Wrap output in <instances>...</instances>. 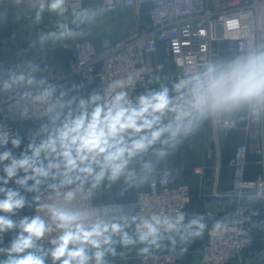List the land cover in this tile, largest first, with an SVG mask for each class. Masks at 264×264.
<instances>
[{
  "label": "clouds",
  "instance_id": "clouds-1",
  "mask_svg": "<svg viewBox=\"0 0 264 264\" xmlns=\"http://www.w3.org/2000/svg\"><path fill=\"white\" fill-rule=\"evenodd\" d=\"M68 4L69 0H40L37 21L45 9L59 18L54 31L40 34L42 46L76 39L83 35V27L92 24L100 14L96 8L83 6L70 11ZM28 67V72L8 69L7 77L0 78V91L28 88L22 98L47 103L46 114L52 127L42 126L41 132L46 133V138L39 143L33 139L19 158L11 150L0 153V163L9 161L3 168L5 176L0 177V184L7 185L20 171L25 175L15 183L27 191L36 190L49 177L60 178L58 184L50 185L58 195L59 188L79 183L75 189L63 193L62 201L38 206L37 211L46 212L49 219L41 215L26 216L18 223L11 215L25 207V197L18 190L0 187L3 196L0 213H4L0 214V233L19 229L10 247L0 249L7 253V259L0 264H45V255L59 264H91L93 260L95 264H105L106 254L115 255L112 247L115 243L125 247L136 243L159 247L166 238L176 244L175 236H165L166 233H174L185 244L203 234L206 228L203 216L187 223L183 212L174 216L152 214L139 220L136 216L131 220L120 216L116 220L106 218L107 213L97 209H76L68 205L89 180L92 188L98 187L105 178L116 181L124 176L134 180L136 173L129 168L134 159L149 150L164 158L168 149H175L183 137L209 116H220L244 106L254 110L264 108V44H257L243 56L209 62L202 72L175 83V96L169 94L168 87H162L135 100L126 91L133 83L131 76L127 80L112 81L103 95L93 92L76 102L75 99L64 101L66 93L62 92L59 98L53 99L55 86H45V80L36 79L33 75L36 65ZM33 88L37 89L35 95ZM74 103L75 110L71 107ZM65 108H68L66 114ZM9 140L10 134L0 130V147ZM10 142L13 148H18L21 139L11 138ZM157 144L159 148L155 147ZM153 167L152 161H147L142 164V171L150 173ZM29 181L34 183L30 186ZM130 223L136 225L135 238L125 231ZM219 227L217 222L216 228ZM54 231L59 235L51 239L53 247L43 252L37 241ZM116 235L119 241L113 239ZM32 249L37 251H29ZM89 249H94L91 255ZM148 250V247L141 249Z\"/></svg>",
  "mask_w": 264,
  "mask_h": 264
},
{
  "label": "built area",
  "instance_id": "built-area-1",
  "mask_svg": "<svg viewBox=\"0 0 264 264\" xmlns=\"http://www.w3.org/2000/svg\"><path fill=\"white\" fill-rule=\"evenodd\" d=\"M17 1L22 3V0ZM29 1L39 8L40 0ZM1 6L0 0V14ZM82 6L109 12L135 9L136 22L127 35L116 40L77 37L55 46L51 43L42 46L40 34L54 31L59 18L45 9L49 13H44L37 21V12L28 11L19 25L0 36V78L7 77L8 69L28 72L29 64L36 65L33 75L37 80H45V86H55V99L60 86L73 78L90 86L92 92L103 95L112 81L127 80L131 76L133 83L126 91L134 100L139 89H147L151 84L152 71L146 64V57L159 51L161 44L179 70L178 81L202 72L209 62L219 59L223 53L219 47L222 43L231 42V49L242 56L253 51L257 44H264V0H69L70 11ZM142 12L147 20L143 19ZM59 49L68 54L64 64L58 62ZM28 90L21 87L0 91V130L10 134L9 143L16 137V121L36 126L40 133H43L42 126L52 127L50 116L46 114L47 103L35 102L30 97L22 98ZM31 91L35 95L37 89ZM91 94H84L79 99H86ZM212 125L217 155L220 152L219 133L228 135L232 130L242 128L248 139L237 145L229 161L232 179L228 194L240 201L239 210L231 219L206 214L210 225L201 264H231L233 261L246 264L243 256L250 239L246 235L249 222L243 208L253 200L264 201V108L254 110L247 106L243 124L235 118L220 115L212 117ZM212 152L210 150V154ZM252 153L260 157L257 162L260 171L254 178L248 177V159ZM76 187H61L59 195L53 189L34 191V215L49 219L46 212L37 211L38 206L62 201L63 193ZM190 200L188 187L175 185L173 171L165 169L159 179L151 181L149 187L138 194L134 216L139 220L152 214L174 216L183 212L186 223ZM68 206L97 209L107 213L106 218L120 209L116 202L95 201L94 191L89 185H83ZM217 222L220 223L219 228H216ZM58 235L57 231L46 234L38 243L51 245V239ZM5 242L6 233H0V245ZM180 259V254L174 259L163 255L144 257L148 264H178ZM91 264L95 262L91 261Z\"/></svg>",
  "mask_w": 264,
  "mask_h": 264
},
{
  "label": "crops",
  "instance_id": "crops-1",
  "mask_svg": "<svg viewBox=\"0 0 264 264\" xmlns=\"http://www.w3.org/2000/svg\"><path fill=\"white\" fill-rule=\"evenodd\" d=\"M88 1L91 2V0ZM21 2L22 3H19L17 0H1L0 36L9 33L13 27L19 25L26 12H37L39 9L29 0H22ZM44 13L49 12L44 11L42 15H44ZM123 16L124 19L129 20L128 25L130 26V32L133 28L132 19L133 17H137V12L135 9H127L123 11ZM142 17L144 20H147L145 13ZM93 24H95V22H93L92 25ZM88 26L89 25L83 27V35L79 36V39L91 38L93 40H100L101 38L108 37L106 35H96L97 31L89 30ZM125 34L126 33L121 32L116 39L124 37ZM219 47L223 50V53L216 61L242 56L237 51L231 49V42L222 43ZM67 57L68 54L63 49L58 50L57 58L59 63H66ZM146 64L152 71L151 84L147 89H139L135 93V99L149 91H158L162 87H168L169 94L175 96L176 93L173 90V85L179 82V70L171 59H169L163 44L160 45L159 51L147 55ZM62 92L66 93L63 97L64 101L75 99L76 102L79 101V97L82 95L93 93L90 86L75 78L60 86L57 98L60 97ZM71 107L75 110L76 103ZM67 111L68 108H65L63 110L64 114H66ZM246 114L247 106H244L222 115L235 118L240 121V124H243ZM212 117L213 116H209L201 120L191 133L181 139V142L175 149H168V155L164 158H158L154 155L152 150H149L147 154L134 159L129 165L130 170L136 173V178L134 180H128L124 176L116 181H109L105 178L98 187L92 188L95 201L116 202L120 205L119 211L109 217L110 219L119 220L120 216H127L129 220H131L136 210L135 204L138 194L147 189L151 181L159 179L165 169H171L173 171L174 184L177 186L185 185L190 191L191 200L188 204L186 223L194 217L203 216V222L206 224L203 234L191 238L189 242L185 244L181 243L179 236L174 233H166L165 236H175L176 244L173 245L171 241L166 238L160 242L159 247L141 243L125 247L120 243H115L112 245L115 249V255L111 253L106 254L104 257L105 264H148L144 260L146 256L163 255L168 259H174V257L179 254L181 255V259L178 264H201V256L203 248L208 241L207 233L210 225L206 218V214L212 213L221 219H231L235 217L239 210L240 201L228 194L232 179V169L229 165V161L237 145L248 139L246 131L242 128L232 130L228 135L219 133L218 145L220 152L219 155H217V144L215 142V135L213 134ZM16 125V137L21 139L20 146L18 148H13L12 144L9 143L0 147V153L5 150H11L14 156L19 158L22 152L27 151V146L33 139H35L36 143H39L41 139L46 138V134L40 133L37 127L33 125H23L19 121H16ZM38 133L39 135H37ZM155 147L159 148L160 145L157 144ZM210 150H213L212 154H210ZM259 158L258 155L253 153L249 155L248 177L254 178L259 173L260 166L257 164ZM147 161H152L154 166L153 171L150 173L142 171V164ZM8 163L9 161L0 163V177L5 176L3 168ZM24 175L25 173L20 171L17 177H14L7 185L0 184V187L18 190L21 195L25 197L26 204L24 208L16 210L14 215L6 214L11 215V218L17 223L26 216H34V191L38 189H52L50 185L58 184L60 179L59 177L56 180H53L51 177L43 179L36 190L27 191L25 188L15 183L17 178L23 177ZM145 176L147 177L146 179L144 178ZM28 183L31 186L34 182L29 181ZM78 183L79 182H77V184ZM84 185L91 186V180ZM2 198L3 196L0 195V199ZM243 209L249 222L246 235L250 239V243L243 256L244 262L246 264H264V201L256 199L251 204L244 206ZM125 231L135 238L134 223H130V226L126 228ZM18 232V228L6 231V242L0 245V249L9 248ZM113 239L119 241L120 237L116 235ZM37 245L43 252H47L48 249L53 247V245H40L38 241ZM145 247H148L149 250L147 252H142L141 249ZM29 251L37 250L32 249ZM93 251L94 249H89V254L91 255ZM37 254H40V252H37ZM5 259H7V253L0 252V261ZM92 262L95 261L93 260ZM45 264H59V262H54L50 255H45ZM231 264L240 263L239 261H233Z\"/></svg>",
  "mask_w": 264,
  "mask_h": 264
},
{
  "label": "rangeland",
  "instance_id": "rangeland-1",
  "mask_svg": "<svg viewBox=\"0 0 264 264\" xmlns=\"http://www.w3.org/2000/svg\"><path fill=\"white\" fill-rule=\"evenodd\" d=\"M127 9H121L116 12H109L103 9H100V14L95 19V24L88 26L89 30H95L96 35H106L111 39H116L118 35L123 33H128L130 26L128 21L124 19L123 11ZM136 17L132 19V27L135 25ZM131 27V28H132ZM125 34V35H126Z\"/></svg>",
  "mask_w": 264,
  "mask_h": 264
},
{
  "label": "trees",
  "instance_id": "trees-1",
  "mask_svg": "<svg viewBox=\"0 0 264 264\" xmlns=\"http://www.w3.org/2000/svg\"><path fill=\"white\" fill-rule=\"evenodd\" d=\"M253 201H255V200H253ZM253 201H252V202H253Z\"/></svg>",
  "mask_w": 264,
  "mask_h": 264
}]
</instances>
